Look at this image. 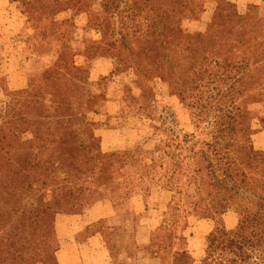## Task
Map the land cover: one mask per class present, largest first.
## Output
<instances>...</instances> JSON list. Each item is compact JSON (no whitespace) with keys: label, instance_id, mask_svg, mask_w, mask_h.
Returning a JSON list of instances; mask_svg holds the SVG:
<instances>
[{"label":"trees","instance_id":"16d2710c","mask_svg":"<svg viewBox=\"0 0 264 264\" xmlns=\"http://www.w3.org/2000/svg\"><path fill=\"white\" fill-rule=\"evenodd\" d=\"M95 1L19 3L27 16L26 28L32 30L31 39L40 34L44 19L50 20L48 27L55 31L57 26L67 27L68 21L55 18L59 9L86 12L89 25L102 26L107 46L115 50L113 73L126 63L138 79L155 75L190 111L191 133L176 135L169 129L153 150L136 148L139 143L135 142L121 147V152L113 151L124 158L140 150L153 156L125 187L142 191L145 209L151 208L159 220L157 231L164 229V222L175 212L178 234L173 233L174 238L178 243L185 241L188 216L180 217V213L203 207L211 211L214 227L206 238L201 264H214V254L219 256L216 264H264V152L253 144L256 132L250 111L236 103V95L249 79L257 78L259 88L264 84V73L260 75L264 16L258 12L243 16L236 0H217L209 30L189 33L182 20L202 15L203 0H99L102 12L94 7ZM179 1L188 13L175 18L171 6ZM229 26L235 28L233 36ZM66 48L70 49L62 41L57 55L49 54L39 77L12 94L0 123V209L39 226L45 222L48 230L51 215L78 214L85 202L123 190L118 186L123 182L106 168L115 166V161L124 167L126 161L112 158L116 153L101 154L97 141L102 142L109 131L119 130L123 135L127 123L120 125L118 116L108 110L100 114L105 118L100 120L111 126H98L90 117L98 115V110L88 87L107 79L92 73L101 45H87L80 51L93 60L88 76L85 65L65 57ZM145 63L157 67L156 73L144 74ZM28 133L31 136L26 138ZM191 187L200 195L198 201L191 199ZM244 194L249 195L248 203L242 205ZM31 196L38 198V207L29 205ZM232 210L238 223L227 229L224 216ZM173 255L172 264L194 262L188 251L176 249Z\"/></svg>","mask_w":264,"mask_h":264},{"label":"rangeland","instance_id":"374dc122","mask_svg":"<svg viewBox=\"0 0 264 264\" xmlns=\"http://www.w3.org/2000/svg\"><path fill=\"white\" fill-rule=\"evenodd\" d=\"M6 1L7 4L3 5V0H0V123L6 116L8 104L13 99L12 94L26 89L31 80L39 77L43 64L51 57L49 54L57 55V50L64 41V47L70 48H66L65 57L70 61L76 60L79 65H85L87 76L93 60H87L85 54L80 51L84 52L87 45H101L100 56L93 68L96 74L105 75L107 79L101 78L88 87L89 91H93V102L98 110V115L90 114V117L98 122V126H111L109 122L100 120L105 119L100 114L108 110L118 116L120 125L127 123L128 127L123 130V135L119 134V130L109 131L103 134L102 142L97 141L101 154L116 153L112 158L126 160L124 167H119V161H115V166L106 168L107 172L115 174L119 181L123 182L118 185L123 187V190L117 189L114 194L85 202L78 214L51 215L49 230L45 222L39 226L34 224L32 219L13 217L14 213L7 214L5 208H1L0 219L5 222H0V264H41L42 260L47 264H61L72 262L76 255L77 260L85 261L86 264H172L176 249L192 251L201 264L207 247V241L203 239L207 226L205 228L202 223L213 220L211 211L201 207L197 211L187 209L186 212H181L180 217L188 216L185 219L188 229L185 232L187 239L178 243L174 238V234H178L174 226L175 212L164 222V229L157 231L159 220L154 229H149L150 224L141 222L140 218L156 219V215L150 212L151 208L145 209L142 191L125 187L144 169L145 164L142 163L153 157L144 154V150H153L159 140L170 132L169 129L176 135L193 131L190 111L162 79L155 75L150 76V79H138L135 71L129 69L126 63L121 64L120 70L113 73L115 50L107 46L108 37L102 26L89 25L90 20L86 12L76 13L71 9H59L55 18L58 21H68L67 27L57 26L55 31L51 26L48 27L50 20L44 19L40 22L42 28L38 26L40 34L31 39L32 30L26 28L27 16L21 11V0ZM203 1L205 12L202 15L195 17L196 19L182 20L183 28L189 33H204L209 30L213 21L217 0ZM236 3L238 13L243 16L249 17L254 12L264 16V0H236ZM94 7L100 12L103 10L99 0L94 2ZM171 10L174 11L175 18L188 13L180 1L179 4H173ZM22 23H25L23 27ZM45 30L50 32L43 33ZM228 32L233 36L235 28L229 26ZM88 53L93 55L91 51ZM157 69L151 64L143 65L146 75L156 73ZM263 73L264 70L260 75ZM241 91L242 93L236 95V103L250 111V123L256 132L252 137L253 144L256 149L264 152V84L259 88L257 78L254 77L248 80ZM29 136L30 133L25 137ZM135 142L139 143L136 148L144 149L140 150L143 154L136 151L125 158L119 155L122 148ZM114 148H118L120 152H113ZM189 192L193 195L191 199L198 201L200 195L193 187ZM248 197V194H244L242 205L248 203ZM37 201L38 198L31 196L28 202L32 207H38ZM149 202L152 203L151 200ZM22 203L25 202L22 200ZM92 208L96 209L92 212L93 218H99L102 214L105 217L88 224L85 230L75 235L73 229L76 225L83 227L84 222L91 220L89 211ZM229 213L234 215L237 225V214L234 210ZM76 219L78 223L75 222ZM227 223L228 227L234 224L231 220H227ZM97 234L101 235L100 240L108 253V259L105 261L98 251L100 247H93L96 243L89 242L88 248L80 250V253L76 247L69 246V243L73 242V236L79 243L85 244L91 236ZM212 260L217 262L219 256L214 254Z\"/></svg>","mask_w":264,"mask_h":264},{"label":"crops","instance_id":"0c3cea01","mask_svg":"<svg viewBox=\"0 0 264 264\" xmlns=\"http://www.w3.org/2000/svg\"><path fill=\"white\" fill-rule=\"evenodd\" d=\"M250 1H255V2H257L258 0H250ZM1 4H3V5H5V4H7V1L6 0H3V2L1 3ZM9 4V3H8ZM10 5V4H9ZM12 5V4H11ZM25 25V23H22L21 24V27H23ZM92 73H93V75L94 76H96V75H100L99 73H95L94 72V68L92 69ZM98 206V205H97ZM94 210H96L95 208H92L89 212H90V214H91V220H89L88 222H84V225H83V227H82V225L80 226L79 225V227H77L78 225H76L74 228L75 229H73V232L75 231V235H77L79 232H81V231H83V230H85L86 229V226H88V224H90V223H93V222H96V221H98V220H100L101 218H104L105 217V215H103L102 214V216L101 217H99V218H93V216H92V212L94 211ZM113 212V214H115V211L113 210L112 211ZM85 218H86V215H85ZM235 217H234V215H230V213H227L225 216H224V223H225V226H226V228L227 229H234L237 225H236V223L234 222V219ZM140 220H141V222H146V223H149L150 224V226H149V229H154L155 227H156V225L158 224V218L156 217V219H154V218H148V217H145V218H140ZM227 220H231V223H234L233 225H232V227H228L227 225H226V223H227ZM75 222H77L78 223V220L76 219V221ZM230 222V221H229ZM157 223V224H156ZM237 223H238V220H237ZM228 224V223H227ZM202 225H204L205 226V228H206V226H207V228H206V231L207 232H205V234L203 235L204 236V238L203 239H206L207 238V236L209 235V233L213 230V227H214V223H213V220L212 221H210V222H204V223H202ZM77 228V229H76ZM77 230V231H76ZM101 239V235L100 234H97V235H93V236H91L89 239H88V242L87 243H85V244H81V242L79 243L78 241H77V239L75 238V236H73V242H71V243H69V246L70 247H76L77 248V250L79 251V253H80V250H85V249H87L88 248V246H87V244L89 243V242H92L91 244H93V243H96L95 244V246H93V247H100L99 249H98V251H99V253H101L102 255H103V259H104V261L106 260V259H108V253H107V251L104 249V244L102 243V241L100 240ZM194 241V240H193ZM190 243H191V241H190ZM92 246V245H91ZM82 248V249H81ZM205 253V252H204ZM190 254L193 256V258H194V262L192 263V264H199L198 263V261L196 260V257H195V255H194V253L191 251L190 252ZM80 257H81V254L79 255ZM74 257V256H73ZM202 259H203V257H202ZM202 259H201V262H202ZM75 260V261H74ZM61 264H86L85 263V261H82V260H77V255L74 257V259H73V261L71 262V261H67V262H63V263H61Z\"/></svg>","mask_w":264,"mask_h":264}]
</instances>
